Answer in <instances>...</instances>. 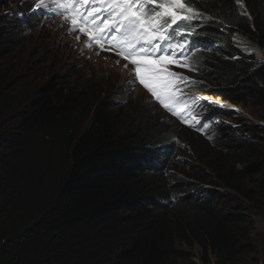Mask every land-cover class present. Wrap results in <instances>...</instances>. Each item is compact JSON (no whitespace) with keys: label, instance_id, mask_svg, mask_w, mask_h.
I'll use <instances>...</instances> for the list:
<instances>
[{"label":"trees","instance_id":"1","mask_svg":"<svg viewBox=\"0 0 264 264\" xmlns=\"http://www.w3.org/2000/svg\"><path fill=\"white\" fill-rule=\"evenodd\" d=\"M185 2L202 13L184 26L191 42H208L209 51L194 58L196 85L264 110V0H242L243 7L236 0ZM15 27L13 20L0 23V57L17 47L9 44ZM236 33L263 57L236 47ZM13 85L0 68V264H197L176 261L181 244L199 247V264H237L243 213L229 208L245 206L222 208L217 196L225 190L261 202V125L243 126L218 110L238 123L220 125L210 141L176 126L195 143V165L208 174L209 181L196 184L170 171L156 174L161 170L151 162L165 157L157 148L176 137L155 121L136 120L99 99L80 123L84 85L50 81L27 98ZM256 169L262 176L251 180Z\"/></svg>","mask_w":264,"mask_h":264},{"label":"rangeland","instance_id":"2","mask_svg":"<svg viewBox=\"0 0 264 264\" xmlns=\"http://www.w3.org/2000/svg\"><path fill=\"white\" fill-rule=\"evenodd\" d=\"M23 2L25 0H0V23L4 20L15 22L16 27L12 33L13 43L9 44H17L14 50L0 57V68L12 77V81L15 82L13 87L17 92L27 98L33 95L40 86L50 81H53L58 87L65 84L84 85L83 89L79 87L83 91L78 99L82 103L80 123L86 120L89 111L99 99L104 100L107 106L113 107V110L120 109L130 116L134 114L136 120L142 117L151 122L155 121L159 131L172 132L176 136L178 135L179 141H183L175 147L170 155L171 159L166 161L170 173H176L181 180H189L196 184L202 182L201 179L209 181L206 171L199 170L200 168L195 165L198 163L190 150L195 146V143L187 135L179 132V128L176 127L178 123L156 107L140 88H136L130 83V76L126 70L117 66L116 63L102 58L97 59L93 55L81 52L53 17L48 18V22L40 18L30 19L31 11L21 8ZM13 12L15 15L11 14ZM16 20L19 21L16 22ZM235 35L234 37L238 41L233 43L243 52L250 54L244 48L256 44L242 35ZM5 50H9V45L5 46ZM253 55L259 59L262 57V55ZM86 90L94 91L95 95H86ZM116 93L121 96H116ZM234 112L229 115L238 118L243 126L259 124L264 128V120L261 119L264 110L259 106L241 107L237 105V110ZM222 120L223 125L227 124L231 128L238 123L230 118ZM260 149L264 152V143L260 145ZM151 163L155 165L153 162ZM253 163L254 161L251 160L245 165L237 164L236 167L243 170ZM256 171L259 172L258 169L255 170V173ZM170 173L163 172L162 174L167 177L170 176ZM261 176L262 173L259 172L251 180L260 179ZM207 183L211 185V183ZM189 187H187V192H190ZM248 187L251 186L248 185ZM220 192L217 200L222 208L233 203L245 206V209L241 211L229 208L231 212L243 213V215L241 214L243 220L241 228L244 237L241 241V253L237 264H264V197L260 203H254L239 193L225 190H220ZM180 249L182 256L176 259L178 263L193 260L199 264L198 257L201 255V251L196 244H181Z\"/></svg>","mask_w":264,"mask_h":264},{"label":"snow or ice","instance_id":"3","mask_svg":"<svg viewBox=\"0 0 264 264\" xmlns=\"http://www.w3.org/2000/svg\"><path fill=\"white\" fill-rule=\"evenodd\" d=\"M236 2L243 7L242 0ZM35 9L62 14L69 21V34L78 30L86 37L85 48L103 50L107 43L118 49L117 55L127 62L124 67L133 66L130 83L138 82L172 115L191 126L185 116L189 111L186 102L183 110L178 109L184 97L177 89L192 81L168 70L169 65H176L196 71L183 51L190 42H171L173 33L183 37L187 22L202 16L185 0H39Z\"/></svg>","mask_w":264,"mask_h":264},{"label":"clouds","instance_id":"4","mask_svg":"<svg viewBox=\"0 0 264 264\" xmlns=\"http://www.w3.org/2000/svg\"><path fill=\"white\" fill-rule=\"evenodd\" d=\"M38 2L39 0H25V2H23L22 4V7H21L22 9H24L25 11H28V10L31 11L32 16H30V19L40 18V19H43L45 22L46 21L48 22V18L53 17L54 21L57 24H59L62 29H64L65 33L67 34V37L76 43L78 49L81 52L93 55L97 59L102 58L103 60L110 61L111 63H116L117 66H120L122 69L128 72V75L130 76L131 81L134 79L133 75H131L133 66L129 64L127 68L124 67L125 63L127 62L121 56L117 55L119 51L118 49L111 47L107 43L104 44L103 50H101L99 47L85 48L84 47V44L86 41L85 36L81 35L78 30L76 32H73L72 34H69L68 32V28L70 26L69 21L65 20L62 14H56L55 12H48L47 10H44V9H35V6ZM19 20L22 21L21 18H19ZM183 31L185 32V35L183 37L176 36L175 33H173L171 42L174 44H182L184 43L185 40L190 42V47L183 49V51H186L184 52V54L189 58L190 63L196 69V66L194 64V58L199 52L209 51L207 49L208 42L202 41V40H194V42L192 43L191 34L188 35V33L190 32L186 29H183ZM77 35H81V38L79 41H77L76 39ZM234 35L232 37V43L238 41L234 37ZM233 44L237 47L235 43ZM250 54H253V53H250ZM168 70L176 72L181 76H187L192 81L191 83H182L181 86L177 89V93L184 97V100L181 101L180 105H178V109L183 110L185 107V102H186L189 108V111L185 112V116L189 120L191 126H189V124L182 122L176 116L172 115L158 101H156L151 96V94L146 89H144L143 86L140 85L138 82L132 83V84L136 88H140L149 97V99L156 105V107H158L164 114L168 115L176 123H178L177 125L178 127L190 129L191 131L202 135L204 139L209 140V141L212 139H215L217 135V131H216L217 127H220V125L224 124L222 119L229 118V117H226L225 115L220 114L219 111H222V112L226 111V112L232 113V111L237 110V104L233 103L232 101L228 100L226 97L220 94L208 93L202 90L200 87H198L196 85V82L198 79L197 78L198 73L196 71H191L189 69L181 68L176 65H169ZM225 101L228 103H225ZM218 114H220L219 117H217ZM197 121L199 123H197ZM204 124H208L209 126L207 128H204ZM226 126H229V125L226 124ZM174 136L176 138H174L171 141V143L163 144L162 146L157 148L158 151L165 154V157L163 159L158 158L160 162H157L155 160L154 169H156V171L161 170V171H158L159 173L160 172L168 173L169 168H168V165L166 164V161L171 159L170 155L175 150V147L178 146L180 142L181 143L183 142L182 140L179 141L176 135H172L171 137H174Z\"/></svg>","mask_w":264,"mask_h":264},{"label":"bare ground","instance_id":"5","mask_svg":"<svg viewBox=\"0 0 264 264\" xmlns=\"http://www.w3.org/2000/svg\"><path fill=\"white\" fill-rule=\"evenodd\" d=\"M248 48L253 49V51H252L253 54H255V55H257V56H260V55H261V50H260V48H259L257 45H254V46H252V45L247 46L246 48H244V50L247 51ZM189 50H190V49H189ZM184 52H186V51H184ZM262 57H263V56H262ZM225 103H228V102L225 101ZM182 159H183V158H182ZM193 172H194V171H193ZM164 207H165V206H164Z\"/></svg>","mask_w":264,"mask_h":264},{"label":"water","instance_id":"6","mask_svg":"<svg viewBox=\"0 0 264 264\" xmlns=\"http://www.w3.org/2000/svg\"><path fill=\"white\" fill-rule=\"evenodd\" d=\"M261 55H262V51H261Z\"/></svg>","mask_w":264,"mask_h":264}]
</instances>
